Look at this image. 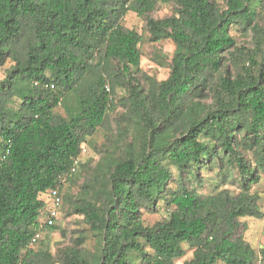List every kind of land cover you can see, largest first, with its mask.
Returning <instances> with one entry per match:
<instances>
[{"label": "trees", "instance_id": "16d2710c", "mask_svg": "<svg viewBox=\"0 0 264 264\" xmlns=\"http://www.w3.org/2000/svg\"><path fill=\"white\" fill-rule=\"evenodd\" d=\"M164 1L173 13L154 19L157 0H0V264H264L244 221L263 218L251 187L264 173V0ZM129 12L150 43L174 45L166 79L141 72ZM118 88L124 112L111 118ZM104 129L98 160L81 162ZM205 170L216 184L201 194ZM57 186L60 212L87 231L52 253L29 243L58 228L41 225V195Z\"/></svg>", "mask_w": 264, "mask_h": 264}, {"label": "rangeland", "instance_id": "374dc122", "mask_svg": "<svg viewBox=\"0 0 264 264\" xmlns=\"http://www.w3.org/2000/svg\"><path fill=\"white\" fill-rule=\"evenodd\" d=\"M222 8L225 7V0H215ZM259 13V24H264V7L257 10ZM173 13V5L165 2L164 0H157V5L152 13L151 17L154 19H162L165 17L171 16ZM122 24L128 28L135 30L141 36V43L139 45V51L141 54L140 61V70L142 73L155 78L156 81H162L167 78L169 73V65L171 62L174 45L171 41L165 40L158 43H150L148 41V34L145 30V20L141 17H137L134 13H127L125 18L122 21ZM230 35L234 38L236 44L242 47H250V34L248 31H243L238 26H233L230 31ZM8 67V64L5 67L0 68V79L3 78L5 69ZM126 96V92L123 89H116L113 95V103L115 106L114 113L111 115V118L116 117L119 114L124 112L122 107V99ZM56 112L62 113L60 108L56 109ZM106 134H110V130H97V132L91 138L92 144L95 147H90L86 145V153L82 156L81 162L91 163L93 166L94 163L98 160L99 146L104 143ZM107 137V136H106ZM216 171L205 170L202 172V177L206 181L203 188H199L197 191L201 194H208L214 190L216 184ZM83 171L80 167L75 174L77 178V183L80 184L83 178ZM224 188L229 189L232 193L236 192L234 186L227 184ZM252 191L255 192L259 198V209L263 213V218H252L246 217L244 221L247 223V230L245 233V239L251 245L256 248H264V173L261 174V178L258 184L251 187ZM69 186L65 187L64 193H68ZM77 191L76 187L71 188L69 192L75 193ZM69 209H65L63 212H60L59 220L56 223L58 227L56 230L49 232L48 230L44 231L40 235L38 241L43 242L52 253H55L56 250L60 247H65L71 245L74 237L79 231H85L86 225L84 224L82 217L77 215L69 214ZM164 216L162 208H159V211L156 213L143 212L142 220L146 225H152L153 223L159 221ZM63 232V233H62ZM38 243V242H37ZM36 243V244H37ZM92 245L91 239L87 238L85 241V246L90 248ZM191 253L188 251L186 257L188 258ZM181 263V261H177Z\"/></svg>", "mask_w": 264, "mask_h": 264}, {"label": "built area", "instance_id": "2783aa9c", "mask_svg": "<svg viewBox=\"0 0 264 264\" xmlns=\"http://www.w3.org/2000/svg\"><path fill=\"white\" fill-rule=\"evenodd\" d=\"M106 91H109L108 86L105 87ZM86 152L85 145L83 144L81 146V154H84ZM80 157L75 159L73 162V166L71 168V174H75L78 169V161ZM61 184L65 183L64 177L61 178L60 180ZM61 186H57L56 188L49 189L45 193L41 195V199L45 203L44 209L42 211L41 215V225L49 228L53 227L56 225L57 220L59 219L60 216V207H61ZM41 231L38 230L31 238L29 245L33 246L35 245L38 240L40 239ZM260 258L256 260L255 264H260Z\"/></svg>", "mask_w": 264, "mask_h": 264}, {"label": "crops", "instance_id": "0c3cea01", "mask_svg": "<svg viewBox=\"0 0 264 264\" xmlns=\"http://www.w3.org/2000/svg\"><path fill=\"white\" fill-rule=\"evenodd\" d=\"M253 246V245H252Z\"/></svg>", "mask_w": 264, "mask_h": 264}]
</instances>
